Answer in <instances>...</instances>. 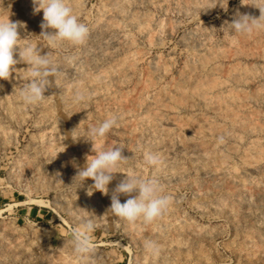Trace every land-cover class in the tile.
<instances>
[{
    "label": "rangeland",
    "instance_id": "1",
    "mask_svg": "<svg viewBox=\"0 0 264 264\" xmlns=\"http://www.w3.org/2000/svg\"><path fill=\"white\" fill-rule=\"evenodd\" d=\"M66 2L88 38L49 49L33 0H0V17L26 24L21 44L51 51L61 70L36 105L19 94L26 63L0 80V264H81L71 245L77 215L96 225L84 264H264V31L238 35L230 25L238 12L259 17L258 0H228L227 10L212 8L220 0ZM77 89L87 103H72ZM112 115L117 125L94 147L122 145L129 159L109 195H88L94 181L74 165L95 154L89 127ZM149 151L161 169L144 163ZM133 172L173 198L150 225L108 211ZM149 239L159 259L146 252Z\"/></svg>",
    "mask_w": 264,
    "mask_h": 264
},
{
    "label": "clouds",
    "instance_id": "2",
    "mask_svg": "<svg viewBox=\"0 0 264 264\" xmlns=\"http://www.w3.org/2000/svg\"><path fill=\"white\" fill-rule=\"evenodd\" d=\"M227 3L228 0H220L212 8L219 5L227 10ZM33 4L35 13L41 10L43 12L40 36L45 38L49 49L60 48L65 42L73 46H81L86 42L89 28L66 0H33ZM251 6L259 9L260 15L254 17L238 12L230 24L238 35H251L254 32L264 31V0H258ZM9 16L10 14L6 18L0 17V80H9L15 71L14 66L21 61L26 63L28 80L19 94L24 104L36 105L46 99L44 93L52 86L49 77L55 78L56 85V77L61 70L51 51L41 55L40 49L32 42L21 44L23 39L20 37L19 29L26 28V24L22 21L13 22ZM48 29L54 31L50 32ZM17 54L19 60L14 58ZM89 99L90 95L86 90L77 89L72 97V103L81 105L87 103ZM118 119L117 115H112L88 129V140L92 142V151L95 154L86 156L83 167L74 165L77 167L76 177L82 182L89 178L94 181L89 188L91 191L88 190V195H92L93 191L109 195L108 185L115 179L114 174L122 173L117 169L129 159L122 154L125 148L122 145L107 149L94 147V141L104 138L117 125ZM220 140L223 142V137H220ZM143 161L156 170L161 169L165 163L159 153L151 151L143 153ZM121 194L128 197L124 203L120 201ZM172 202L173 198L165 194L158 179H145L133 172L126 173L112 190L111 206L108 211L130 224L139 221L150 225L167 214ZM75 219L80 227L73 230L71 245L77 259L84 264L95 252L94 243L88 234L95 230L96 225L89 217L77 215ZM144 248L153 259H159L162 254L161 245L154 240H145Z\"/></svg>",
    "mask_w": 264,
    "mask_h": 264
},
{
    "label": "bare ground",
    "instance_id": "3",
    "mask_svg": "<svg viewBox=\"0 0 264 264\" xmlns=\"http://www.w3.org/2000/svg\"><path fill=\"white\" fill-rule=\"evenodd\" d=\"M204 57V56H203ZM202 58V57H201ZM205 62V61H204ZM197 67V66H196ZM215 68V67H214ZM205 77H206V75H205ZM209 77V76H208ZM211 77V76H210ZM194 78H196V77H194ZM212 78V77H211ZM194 81V80H193ZM219 82V81H218ZM213 83V82H212ZM211 84V83H210ZM189 85V84H188ZM191 86V85H190ZM194 88V87H193ZM196 88V87H195ZM209 88V87H208ZM194 90H196V89H194ZM231 90V89H230ZM197 91V90H196ZM229 91V90H228ZM245 91V90H244ZM194 92V91H193ZM217 92V91H216ZM243 92V91H242ZM198 93H200L199 91H198ZM259 93V92H258ZM222 94V93H221ZM253 94V93H252ZM261 94V93H260ZM179 95V94H178ZM209 95V94H208ZM241 95V94H240ZM251 95V94H250ZM183 96V95H182ZM216 96V95H215ZM253 96V95H252ZM177 97V96H176ZM179 97H181V96H179ZM222 97H223V95H222ZM127 99V98H126ZM188 100V99H187ZM125 101V100H124ZM195 101V100H194ZM207 102V101H206ZM138 103V102H137ZM157 103V102H156ZM159 103V102H158ZM209 103V102H208ZM189 104H191V103H189ZM245 104V103H244ZM157 105V104H156ZM161 105V104H160ZM165 105V104H164ZM237 105V104H236ZM214 106H217V105H214ZM225 106V105H224ZM238 106V105H237ZM234 107V106H233ZM143 108V107H142ZM228 108V107H227ZM226 108V109H227ZM157 110V109H156ZM156 112V111H155ZM154 112V113H155ZM149 113V112H148ZM222 113V112H221ZM151 117V116H150ZM243 117V116H242ZM180 119V118H179ZM181 121V120H180ZM182 122V121H181ZM207 124H208V122H206ZM178 124H180V123H178ZM207 124H206V126H207ZM199 125V124H198ZM204 125V124H203ZM169 127V126H168ZM210 127V126H209ZM222 131V130H221ZM216 132V131H215ZM194 133V132H193ZM234 148V147H233ZM231 150V149H230ZM203 152V151H202ZM257 157V156H256ZM255 157V158H256ZM226 158V157H225ZM242 159H244V157L242 158ZM222 162V161H221ZM247 164V163H246ZM251 166V165H250ZM246 167V166H245ZM250 169V168H249ZM254 169V168H253ZM252 170V169H251ZM252 172V171H251Z\"/></svg>",
    "mask_w": 264,
    "mask_h": 264
}]
</instances>
